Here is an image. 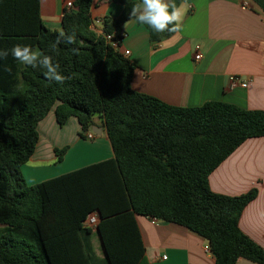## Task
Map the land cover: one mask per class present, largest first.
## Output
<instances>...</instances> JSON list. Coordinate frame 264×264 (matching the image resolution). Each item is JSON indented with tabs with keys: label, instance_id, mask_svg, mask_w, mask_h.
I'll use <instances>...</instances> for the list:
<instances>
[{
	"label": "trees",
	"instance_id": "obj_1",
	"mask_svg": "<svg viewBox=\"0 0 264 264\" xmlns=\"http://www.w3.org/2000/svg\"><path fill=\"white\" fill-rule=\"evenodd\" d=\"M102 1L119 3L120 17H104L97 34L92 0H72L60 31L74 33L76 43L53 51L60 31L42 23L39 0H0V48L30 45L70 77L60 85L11 54L0 58V264H148L139 216L198 235L214 264H264V249L238 225L256 190L229 197L209 189L219 164L246 140L264 138V111L223 102L182 108L135 91V65L103 35L121 33L140 1ZM250 1L264 15V0ZM143 26L153 44L174 34ZM53 109L59 126L76 119L81 139L96 119L103 122L114 158L27 186L21 167L35 151L38 123ZM65 150L55 151L57 161ZM93 212L100 221L86 229ZM92 233L103 258L93 251Z\"/></svg>",
	"mask_w": 264,
	"mask_h": 264
},
{
	"label": "crops",
	"instance_id": "obj_2",
	"mask_svg": "<svg viewBox=\"0 0 264 264\" xmlns=\"http://www.w3.org/2000/svg\"><path fill=\"white\" fill-rule=\"evenodd\" d=\"M71 1L39 0L42 23L59 31L63 10ZM187 3L190 7L181 30L159 43H151L148 31L139 23L128 20L120 26L124 37L119 53L128 51L126 59L135 65L133 89L182 108L223 102L264 111V15L250 0ZM121 13L119 3L92 0L91 28L101 33L102 19L119 18ZM196 47L198 60L194 59ZM230 77L246 87L237 84L230 88ZM53 111L38 123L35 151L21 167L27 186L114 158L103 122L95 120L92 140L81 139L76 119L69 118L59 126ZM62 149L66 150L57 161L55 151ZM209 189L229 197L256 190L255 199L242 210L238 225L245 236L264 249V138L246 140L219 164L209 176ZM136 223L148 264H214L206 242L186 228L140 216ZM91 242L96 256L103 258L99 239L98 245ZM236 264L254 263L240 258Z\"/></svg>",
	"mask_w": 264,
	"mask_h": 264
},
{
	"label": "clouds",
	"instance_id": "obj_3",
	"mask_svg": "<svg viewBox=\"0 0 264 264\" xmlns=\"http://www.w3.org/2000/svg\"><path fill=\"white\" fill-rule=\"evenodd\" d=\"M189 7L187 0H182L179 5L175 3V0H140V3L131 7L128 15L129 20L147 25L157 33H178ZM61 43L65 45L75 44V34H65L60 31L55 43L51 46L52 50L55 51ZM72 51L76 52L77 50L72 49ZM9 54L23 65L31 66L34 69H44L45 77L57 84L63 85L66 80L70 79L58 71L59 64L53 63L52 56L34 51L30 45L17 43L10 49L0 48V58H6Z\"/></svg>",
	"mask_w": 264,
	"mask_h": 264
},
{
	"label": "built area",
	"instance_id": "obj_4",
	"mask_svg": "<svg viewBox=\"0 0 264 264\" xmlns=\"http://www.w3.org/2000/svg\"><path fill=\"white\" fill-rule=\"evenodd\" d=\"M65 6L67 9H70L72 7L71 2H67ZM245 6H247L246 3H245ZM101 33H97V34H101ZM103 36H104L105 41L110 45V47H112L113 49H115L119 52V47H120L122 39L124 37L123 32H121L119 34L113 33V34L103 35ZM198 50H199V47H196V50H195L196 54L194 56L195 60H198L200 58V54L198 53ZM121 55L124 56L125 58H127V56L129 55V52L125 51ZM229 80H230V88L234 87L237 84H239L240 87H246L245 83H239L238 79L235 77H230ZM85 136H86V139L92 140L94 134L92 132H88ZM99 221H100V219H99L97 213L93 212V213H90L86 217V219L83 222V226L86 227V229L94 230L95 227L98 225Z\"/></svg>",
	"mask_w": 264,
	"mask_h": 264
},
{
	"label": "rangeland",
	"instance_id": "obj_5",
	"mask_svg": "<svg viewBox=\"0 0 264 264\" xmlns=\"http://www.w3.org/2000/svg\"><path fill=\"white\" fill-rule=\"evenodd\" d=\"M91 239L96 243V245H98V239H97V235L96 234H92ZM98 248H99V246L97 247V250H98Z\"/></svg>",
	"mask_w": 264,
	"mask_h": 264
},
{
	"label": "water",
	"instance_id": "obj_6",
	"mask_svg": "<svg viewBox=\"0 0 264 264\" xmlns=\"http://www.w3.org/2000/svg\"><path fill=\"white\" fill-rule=\"evenodd\" d=\"M92 132H94V130Z\"/></svg>",
	"mask_w": 264,
	"mask_h": 264
}]
</instances>
